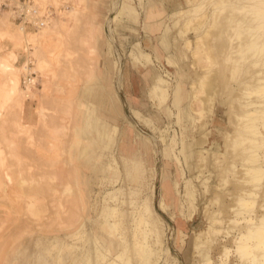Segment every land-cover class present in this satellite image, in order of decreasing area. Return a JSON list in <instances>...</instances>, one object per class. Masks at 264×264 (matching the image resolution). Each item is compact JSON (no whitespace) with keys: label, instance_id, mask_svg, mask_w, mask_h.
<instances>
[{"label":"rangeland","instance_id":"1","mask_svg":"<svg viewBox=\"0 0 264 264\" xmlns=\"http://www.w3.org/2000/svg\"><path fill=\"white\" fill-rule=\"evenodd\" d=\"M121 1L127 2V5H121ZM160 1L170 4L172 12L174 11L173 7L178 3H182L186 10H190V8L186 7V2L188 0ZM198 1L199 0L191 1L193 2L191 4H196ZM211 1L213 2L214 0L207 2ZM113 2L116 9L120 6L121 16L125 17L128 22H130V12L140 13L142 3L152 4L151 0H148V3H146V0H113ZM135 2L136 4L134 6L133 3ZM36 4L40 11L52 8L55 13L54 17L49 19L45 26L40 29L37 40L61 39L63 40V45L58 48H53L47 62H37V65L35 64V72H41L40 74L44 77L51 76L54 82L57 80V75H61L63 76V81L65 83L69 85L74 84L77 82L74 75L81 67V63L78 61V53L72 46V41L73 39H76L77 33L56 30L58 26L57 23L65 16L63 12L59 11V6L61 4L58 0H45V2L43 0H37ZM198 4H200V2H198ZM203 6L207 8L206 4L199 6V10L203 8L201 11L198 10L199 14H197V9L195 10V14H191L194 11L189 12L193 15L190 16L191 18L189 17L190 14H188L189 18L185 15V19L184 17L180 18L179 16H174V18L170 14L165 22L167 24L165 28L171 31L170 34L168 31V35L171 36V38L173 37L174 45L175 47H178L175 48L179 53L178 58L181 59L184 70H186V81L188 84L184 88L182 87L183 101L180 105L175 107L173 101L169 100L172 85L171 81L168 79L164 78L163 80L166 83L159 84V86H161L160 88H163L162 92L161 89H159L160 91H158V88L156 89L158 83L155 84L151 93L153 92L152 95L156 98L159 97V105H165V114L160 119V127L157 132H149L147 129L143 130V151L135 158H125L121 156V134L119 129L116 128L112 130L110 143L106 145V150L102 147L103 143H101L102 148H99L98 140H103V135H96L97 139L95 142L97 146L91 169L93 173L89 176L90 190L79 191L73 178L71 179L68 176L67 179H65V177L61 180L60 178L57 179L56 176L45 173L46 171H49L47 167L36 166L31 162V156L33 154L36 153L37 155H41V153H44L45 144L34 142L30 133L24 130L21 120L19 121L18 118L19 109L15 103L16 95L7 96V93L10 92L12 86L10 85V87L7 83L0 84V151L2 152V154L0 152V175L2 172L7 171V162L9 160L8 158H10V160L13 161L12 164H14L10 169L15 171V176L18 177V180H20L21 183L23 181L22 185L25 188L27 187L25 190H17L13 192L15 198V200L11 202L13 205L6 207L0 206V211L8 212L11 218L10 222L0 221V264H78L80 257L76 247L77 245H84L87 251L91 250L93 245V251L91 250V253L93 254V252L96 251L94 255L98 256V252L104 250L105 246L103 245V242L107 243L112 250H114L113 247H115L116 251H119L120 253L122 249L126 247V243L128 244L127 246L129 250L127 249L124 253L120 264H123L122 262H125L127 259H130L128 261L131 262L125 264H187L188 262L189 264L190 262L191 264H196L199 250L194 249L192 244L193 241L198 238L197 235H201L200 232L207 233L209 230L210 233L203 235V242L210 243L211 241H214L211 246L215 245L214 247H218L219 249L221 248L220 243L231 238V235L225 236L224 234L228 228L227 224L215 223L216 225H212L209 217L211 215L210 213L217 211L219 207V202L216 203L214 201V196L224 194L225 197L223 200L225 203H228L229 198L227 194L234 192V185L232 182H229V180L231 181L232 179V173L230 171H223L222 174L221 170L224 169L223 166H225L228 161L233 160L232 157L234 151L232 148L225 149L227 154H230L231 156L229 158L225 157L221 152L217 156V159H215L216 161L213 162L215 163V169H213L214 172H212V175H208L206 171L207 166L204 165L203 169L202 167L200 169L201 163L196 156V152L199 149H196L195 144L197 139L200 137L202 138L204 134H207L208 136H205V139L208 143L204 146L205 148L208 146L213 149L219 143L223 145L220 134L216 129H224L227 133L233 131V126L229 124L228 114V111L230 112L228 108L232 105L229 104L228 96L221 95V91L217 93V88L216 94L212 99V107H210L211 105L206 106V93L202 90V87H199V85L195 89V92L197 91V93H194L193 91L194 97L191 100L189 99L191 84L197 79L196 75H202L203 77L206 74L205 70L208 71L207 68L209 65L210 70H213L211 69L212 60H209L212 57L208 59L203 51L204 47L201 46L204 39L199 41L200 43L197 47L192 44L188 49L185 47L186 45H183L187 40L197 41V35H201L200 37L202 38V33L209 30L206 29V26L202 29L200 27L203 26L198 27L196 25L198 21L200 22L206 15L212 13L211 10L209 11L207 8V11ZM201 12L202 16L200 15ZM241 12L243 14L245 13L244 15H246V17L251 15V13L249 14L248 12V15L245 11L235 12L234 14L237 18H241V16H244ZM7 16L4 17L3 20L1 19L3 22L0 21V41L9 38L12 40L17 39V35L15 37L14 34L20 33L18 27L21 26L23 29V25H18V23L12 21L10 16ZM220 16L216 23L213 24V27H215L218 22L220 24L227 23L223 18H220ZM192 17H194L195 20ZM182 18L184 20H182ZM188 19L190 21H188ZM191 19L194 20V22ZM6 20L8 23L5 22ZM74 21L76 23L81 22L79 19ZM183 21L186 22L182 23ZM132 22L137 24V20ZM175 22H177V24L174 25L173 23ZM188 23L190 25L186 26ZM260 23L262 25L264 24V21ZM16 27L17 30H15ZM241 27L244 28L242 25ZM241 27L239 26V29ZM235 29L237 30V28ZM193 30H195L196 33L198 32L197 35ZM236 30L232 31L231 29L228 34L226 33L229 40H227L228 38L225 36V39L223 40L225 41L223 42L225 46H229L232 43L236 45L235 42L238 44L241 41V38H239L240 36L242 37V40L245 38V35L243 37L244 33H241L244 29H240L242 30L241 32L239 30L237 31L241 34L240 36L237 34L236 39ZM15 31L17 33H15ZM44 33H46V35ZM43 34L45 36H43ZM24 38H26L27 41L26 39L23 40L22 37V40L19 39V42L21 44H26L27 42L29 48L32 50V57L36 58L38 53L37 49L39 50L38 47H40L38 41L34 39L33 36ZM232 38H234V40ZM208 39L207 42L209 41ZM32 42L35 46L32 45ZM181 47L182 49H180ZM133 48L134 46H130L129 44L128 58L132 57L136 61L137 59L133 54ZM227 57V54H225L224 58L219 57L214 60L212 68L223 69L222 67H226L228 71L231 70V67L228 66H230L232 62H228ZM227 62L230 64H226ZM3 64H7L11 67L12 71H15L12 63L3 62ZM206 65L207 68L205 69L204 66ZM37 67L41 70L37 69ZM21 72H23V74ZM231 72L232 71L228 72L229 76L227 75V84L231 87H235L236 83L240 81L241 73L235 72L232 74ZM19 73L20 76H28L23 70H19ZM16 81L18 82V84H16L17 88L21 90L27 79L25 78V81H23L24 85L23 83L20 84L19 80ZM172 92L173 94L175 93L173 90ZM5 95L8 98H5ZM262 95L263 94L261 93L260 96ZM222 100L226 101L227 104H220V101L222 102ZM187 105L190 109V115L187 116L188 118L184 115ZM205 106L210 107L209 114L207 113L208 108ZM44 113L47 112L43 111V114ZM191 118L193 121L190 120ZM216 122L218 123L217 125ZM203 124H205L204 128H201ZM126 125L132 126L137 131V128L130 120L125 122L123 126ZM198 126L201 128H199L200 131ZM9 127H11L10 131ZM7 138H9L10 143L14 146L12 154L6 152L7 148L3 143ZM66 146L67 144L65 143L61 150L63 156H65L66 153ZM204 147H201V149L203 150ZM222 149H224L223 146ZM202 153V158L205 157L207 159L208 154L206 151L203 150ZM185 155L189 158H187V161ZM121 157L128 162L123 161ZM196 176H198V178ZM223 176L226 180L228 179L227 182L229 183L224 180ZM206 179H208V182L210 183L208 189L206 185L203 184ZM186 184L192 193L191 195L193 198L195 197L194 210L188 205L189 200L185 193ZM118 190L120 192H118ZM149 191H151V193ZM149 194L151 195L153 213L159 219L158 223L157 220L155 221L150 218L146 219L145 217L143 218V221L141 220L142 217L140 219V217L137 216L139 215L138 209L141 208L140 203H142V200H144L145 197L150 196ZM113 197L115 199H113ZM33 198H36V202L32 200ZM161 198L164 202L163 210L158 208V203ZM211 200L213 201L211 202ZM30 202L38 205L34 204L35 208L30 207ZM15 203L17 204L16 206L14 205ZM117 204L120 206L118 205V207ZM112 209L117 213L115 212L113 215L110 214L112 213ZM230 217L233 218L234 214H230ZM106 222L107 224L115 222L117 224L116 230L112 231L109 229V231H107L108 227L105 224ZM149 222L153 223L154 227L149 226ZM146 231L148 233L150 232V234ZM212 231L213 233H211ZM142 233H146V236ZM156 235L159 240L156 238ZM90 241H94L95 244L93 243L90 245ZM138 243L143 245H138ZM146 247H148L149 251L144 250ZM201 248L203 247L201 246ZM116 251L113 253H117ZM234 251L235 249L232 248L231 252H233V254H231V258L233 262L236 263L239 259V255ZM217 252L213 253L215 259H218L219 256V252ZM124 259L126 260L124 261Z\"/></svg>","mask_w":264,"mask_h":264},{"label":"crops","instance_id":"2","mask_svg":"<svg viewBox=\"0 0 264 264\" xmlns=\"http://www.w3.org/2000/svg\"><path fill=\"white\" fill-rule=\"evenodd\" d=\"M58 1L61 4L59 11L65 16L60 22L57 21L56 30L77 33L76 39L72 41L81 63L74 75L77 82L69 85L61 75H57L54 82L51 76L44 77L34 72L37 60L47 62L53 48L62 46L63 40H37L41 50L39 49L36 59L31 57L33 53L29 45L19 42V48L15 49L16 42L9 38L0 41V63H12L15 71L3 73L4 75L0 73V84L7 83L10 86L13 80H19L21 84L25 78L34 79L36 85L31 88L29 97L22 102L23 114L18 112L21 124L30 133L32 140L45 144L44 153L33 154L31 162L36 166L47 167L49 171L45 173L54 175L57 179H67L68 176L73 178L77 189L86 191L91 188L89 176L93 173L91 169L97 146L96 135H103V140H98L99 148L106 150L112 130L119 129L120 154L125 158L137 157L143 151V130L157 132L166 110L164 104L159 105V97L156 98L151 93L156 80L165 78L171 81L172 90L181 95L178 105L183 101L182 90L188 83L182 77L186 70L178 58L175 50L178 47L172 42L173 37L166 35L170 45L168 49L163 44L165 22L172 13L170 4L160 0H151L152 4L142 3L140 13L130 12L128 22L121 16L120 6L117 9L114 7L113 0ZM120 4L125 6L127 2L121 1ZM135 4L136 2L133 3L134 6ZM149 14L152 17L150 19ZM76 19L81 22L76 23ZM134 20H137V24L132 22ZM41 28L43 27L23 25L24 37L33 36L37 39ZM129 44L139 46L146 58L136 57V61L132 57L128 58ZM11 51L17 54L14 62L7 59V54ZM40 53L43 55L41 59ZM28 60H32L29 63L31 73L27 77L20 76L17 71ZM23 89L24 86L21 90ZM172 90L170 101L175 96ZM43 111L47 113L43 114ZM128 120L135 125L137 131L132 126H123ZM65 143L66 153L63 156L61 150ZM8 159V169L0 175V206L5 207L13 205V192L26 189L15 176V171L10 169L14 164ZM4 174H9L10 184L4 179ZM32 200L36 202V198ZM0 221L10 222V214L0 211Z\"/></svg>","mask_w":264,"mask_h":264},{"label":"bare ground","instance_id":"3","mask_svg":"<svg viewBox=\"0 0 264 264\" xmlns=\"http://www.w3.org/2000/svg\"><path fill=\"white\" fill-rule=\"evenodd\" d=\"M43 1L45 2V0H43ZM191 1H194V0H188L186 2V7L190 8V10L187 9L188 11L183 7L182 3L176 4L175 7H173L174 11L171 13V16L172 17L179 16L181 18V17H184L185 15H187V17H188V14H190L189 12L194 11L191 14H195V12L199 10V6H202L203 4H206L209 11L211 10V12L214 14H212V13L210 15L205 14L206 16L200 22L198 21V23H196V25L198 27L203 26V27H200L202 29L204 28V26L207 27L206 29H209V30L202 33L203 34L202 38L200 37L201 35L200 36L197 35L198 32L196 33V31L193 30V31H195V33L197 35V37L195 36L197 38V41L187 40V41H185V43H183V45H186L185 47H187L188 49H189V46H191L192 44L197 47V45H199V43H200L199 41L201 39L202 40L204 39V41H202L201 46L204 47L203 51L205 53V56L207 55L206 57H208V59L210 57H212L211 59H209L210 61L212 60V63L214 62V60L218 59L219 57L224 58L225 54H227L228 62L231 61L233 64L232 65L229 63L230 66H228V67H231V70H229V71H232L231 72L232 74L235 72L241 73L240 81L238 83H236L235 87H231L227 84V79H228L227 75L229 72L228 69L226 67H222L223 69H221V68L214 69V68H212V63H211V69H213V70H210V65L208 68H207V65L204 66V68L205 69L207 68L208 71L204 69L206 71V74L203 77H202V75L201 76L196 75L197 79L194 81V83L191 84V88H190L191 90L189 89L191 91L189 99L191 100L194 97L193 91H194V93H197V91L195 92L196 87L198 85H199V87H202V90L205 91V93H206V95H205V102L206 103L205 104H206V106L211 105L210 107H212V104H211L212 99L216 94L217 88H218L217 93L219 91H221V93H220L221 95L228 96L229 97V104L232 105L229 108L227 107L228 110H230V112L228 111L229 124L231 126H233V131L230 133L225 132L224 129H221V128L216 129L218 131V133L220 134L221 140L223 141V145H221L219 143L213 149L211 147H208V146L206 148L204 147L208 143V141L205 139V136H208L207 134L206 135L204 134L202 138L200 137L199 139L196 140V144H195L196 149H199L196 152V156L199 159V162L201 163L200 169H201V167L203 169L204 165L207 166L206 171H207L208 175H212V172H214L213 169H215V163H213V162L216 161L215 159H217V156L221 152L223 155H225V157L229 158L231 156H230V154H227L225 149L227 150L229 148H232V150L234 151V155L232 157L233 160L228 161L226 163V165L223 166L224 169H221L222 174H223V171H226V172L230 171L232 173V179H231V181L229 180V182L233 183L234 192L233 193L230 192L229 194H227V196L229 198L228 203H225L223 200L225 197L224 194L214 196V201L216 203L219 202V207H218L217 211L210 213L211 215L209 217L212 225H214L215 223L227 224L228 228H227L226 232H224V234H225V236L231 235V238L228 239L227 241L223 242V243H220L221 248L219 249L218 247H214L215 245L211 246L214 241H211L210 243H206L205 241L203 242V240H204L203 235L210 233L209 230L207 233L206 232L202 233L199 231L201 233V235L200 236L197 235L198 238H196L192 244V247L194 249L199 250L198 251V260H197L196 264H264V24L261 25V23H260V22L264 21V0H216V1L214 0L213 2L212 1L207 2L210 0H205V1L201 0L202 1L201 2L199 0L198 2H200V4H198V2H197L196 4H193V5L191 4V3H193ZM36 3H37V1H36ZM203 7H205V6H203ZM200 8H202V7H200ZM207 8H206V10L208 11ZM201 10H203V8L200 9L199 11H201ZM199 11L197 12V14H199ZM240 11H245V12H247V14L249 12V14L251 13V15L248 14L249 17H246V15H244L245 13L243 14L241 12L244 16H241L242 14L240 13L241 18H237L234 13L240 12ZM191 14L189 15V17L193 16ZM7 15L8 14L1 13L0 21H2L3 18L6 17ZM200 15L202 16V12ZM211 15H212V18H211ZM220 15L223 17H221ZM150 16L151 15L149 14L148 15L149 19L152 18ZM219 16H220V18H223V20L226 21L227 23L226 24L221 23L222 24L221 25L218 22L217 25L215 27H213V24L216 23V21L219 19L218 18ZM237 16H238V14H237ZM242 17H244V18H242ZM185 18L186 17H184V19ZM192 18H194V17H192ZM184 19L182 18V20H184ZM194 20H195V18H194ZM194 20H192V21L194 22ZM188 21H190V20L188 19ZM5 22L8 23L7 20ZM184 22H186V21H183L182 23H184ZM173 24L175 25V24H177V22H175ZM0 25H1V23H0ZM187 25H190V24L188 23V24H186V26ZM241 25L244 26V28H242ZM2 26H4V25H2ZM239 26L241 27L240 29H242V30L244 29V31L240 30ZM11 27H13V26H11ZM212 27H213V29H212ZM14 28H13V30H14ZM18 28H19L20 33H17L15 31V33H17V34H14L15 37L17 35V39L14 40V42H16V45H17V47L15 49L19 48V39L22 40V37H23V40L26 39V38H24L25 33H23L22 27L20 26ZM235 28H237V30H239L240 32L242 31L241 33H244L243 37L245 35V38L243 40H242V37L240 36L241 33L239 34V31H237ZM211 29H212V31H211ZM231 29H232V31H235V30L237 31L235 37L237 39V34H238V36H240L239 38H241V41L240 42L238 41L239 42L238 44H237V42L234 41L236 43V45H234L233 43L230 44V42H231L230 41L229 44L231 46L230 45L225 46L223 43L225 41H223V40L225 39L226 33L228 34ZM15 30H17V27ZM47 30H48V28H47ZM168 31H169V29H166L165 33L163 32L164 33L163 44L167 49L170 46L168 43L169 40L167 41V39H166V35L168 34ZM170 32L171 31H169V34H170ZM46 33H44V34L46 35ZM44 34H43V36H45ZM207 39L209 40L208 42H207ZM232 39L234 40V38H232ZM227 40H229V38ZM26 41H27V39H26ZM30 41H33V40H30ZM172 42L174 43V41H172ZM26 44H27V42H26ZM27 45H25V46H27ZM32 45L35 46L33 44V42H32ZM138 47L139 46L135 45L133 48V54L135 55V57L146 58L145 54L143 55ZM180 49H182V47ZM26 50H28V49H26ZM37 51L39 53L38 49H37ZM177 54L179 55V53H177ZM40 55H41V53H40ZM41 56L39 57L40 59L43 58V55H41ZM183 57H184V55H183ZM206 57H205V61H206ZM7 59L10 62H14L17 59V54L15 53V51L9 52L7 54ZM31 61L28 60L26 63H23V65L21 66V69H20V70H23L28 75L31 73V69L29 68V63H31ZM37 61L39 62L40 60H37ZM180 61H181V59H180ZM197 62H198V60H197ZM228 62L226 64H228ZM33 63H34V61H33ZM40 63H43V60ZM207 63H209V62H207ZM205 64H206V62H205ZM246 64H248V65H246ZM35 68H36V66H35ZM37 69H39V68L37 67ZM39 70H41V69H39ZM9 71H12L10 66H8L7 64L0 63V73L3 74V73H7ZM17 72H19V71H17ZM21 73L23 74V72H21ZM182 77H183V79L187 78L186 74H183ZM156 81L158 82V85H157L158 87L156 86V89L158 88V91H160L159 89H161L160 88L161 86H159V84H162L165 81L163 79H158ZM157 82H156V84H157ZM34 83H35L34 79H27V81L25 82V85H24L25 86L24 89L20 90L16 86V84H18V82L16 80H13L10 82L12 89L10 90V92L7 93L8 94L7 96L9 97L11 95L12 96L16 95L15 103L18 106L19 113L21 115L23 114L22 113V107H23L22 102H23L24 98H26L28 96V94L30 93L31 88L36 85V84L34 85ZM162 89H161V92H162ZM199 90H201V89H199ZM261 93L263 94L262 96H260ZM175 94L177 95V94H179V92L176 91ZM176 95L174 96V99H173V105L175 107L179 104V100L181 99V95H177V96ZM7 96L5 95V98H8ZM11 100H9V101H11ZM6 101H8V100H6ZM207 104H209V105H207ZM220 104H227V103H226V101L222 100V102L220 101ZM130 105H131V103H130ZM205 107H204V110H205ZM210 107H206V108H208V112H207L208 114L210 111L209 110ZM218 111H219V109H218ZM205 112H206V110H205ZM24 114H25V112H24ZM208 114H207V116H208ZM184 115H185V117L190 115V109H189L188 105L185 108ZM190 120H192V118ZM19 121H20V118H19ZM218 123L220 124L219 121H218ZM218 123L216 122V125ZM204 125L205 124H203V126L201 128H204ZM199 126H198V129L200 128ZM200 129H199V131H200ZM3 143H4V145H6L5 146L7 148L6 151H8L9 154H12L14 151V146L10 143V141L6 140ZM0 144H1V142H0ZM222 146L224 149H222ZM201 147L205 148V149L203 148V150H205L206 153L208 154L207 159L205 157L202 158L201 155H203V153H202L203 150L201 149ZM1 154H2V152H1ZM186 155H188V154H186ZM186 155H185V159L187 161L189 158L186 157ZM188 156H190V155H188ZM191 156H193V155H191ZM121 159L123 160V157H121ZM123 161L128 162L126 159H124ZM204 161H205V163H204ZM8 175L5 174L4 179L9 183L11 178ZM196 177L198 178V176H196ZM224 180L227 182L228 179L226 180V178L224 177ZM229 182H227V183H229ZM22 183H23V181H22ZM203 184L206 185L207 189L210 186L208 179H206L203 182ZM193 189H194V187H193ZM112 191H114V190H112ZM118 192H120V191L118 190ZM149 192L151 193V191H149ZM207 192H208V190H207ZM185 193H186V196L190 202V203L188 202V205H190L189 207L194 210L195 209V207H194V198L195 197L193 198V196L191 195L192 193L190 192L187 184L185 186ZM113 199H115V198L113 197ZM116 200H117V197H116ZM212 201L213 200H211V202ZM163 203H164L163 199L161 198L160 202L158 203V208L161 210L164 209ZM140 204H141V208L138 209L139 215H137V216H139L140 219L142 217L141 220H143V218L145 217L146 219L150 218V219H154L155 221L157 220V223H158L159 219L156 217V215H154L153 210H152L151 195L148 197H145L144 200H142V203H140ZM118 205L119 204H117V206ZM131 205H129V206H131ZM29 206L34 207V204L32 202H30ZM204 208H206V207H204ZM116 210H118V209H116ZM204 211H205V209H204ZM111 212L112 213H110V214L113 215V213H115L116 211L112 209ZM205 213H207V212H205ZM230 214H234V217L231 218ZM112 215H109V216H112ZM125 218H128V217H125ZM137 220H138V218H137ZM105 224L108 227L107 231H109V229L112 231L116 230L117 224L115 222L114 223H108V224L106 222ZM149 226L154 227L153 223H150V222H149ZM160 226H158V227H160ZM143 231H145V230H143ZM151 233H152V231H151ZM211 233H213V231ZM129 234H130V232H129ZM142 234L145 235L146 233H142ZM148 234H150V232ZM156 238H157V235H156ZM144 239H145V237H144ZM128 241H129V239H128ZM90 242H91V244L89 243L90 245H92L93 243L95 244L94 241H90ZM103 245L105 246L104 250H101L98 252L99 253L98 256L100 255L99 258H98V256L94 255V253L96 251L93 252V254L91 253V250L93 249V245H92L91 250H88V251H87V249H85L84 245H82V244L77 245L76 247L78 249V254L80 257L78 264H98V263H101V264H120V262L122 261V257L124 256V253L127 251V249L129 250L127 243H126V247H124V249H122V247H121V249H122L121 253L119 251H116L115 247H113L114 250L110 249V246L105 242H103ZM138 245L142 246L143 244L138 243ZM201 246L203 248H201ZM232 248H234L235 249L234 252L237 255H239V259H238V261L236 260L237 261L236 263H234L232 258H231V254H233V252H231ZM144 250L145 251L148 250V247L144 248ZM114 251H116L117 253L114 254L113 253ZM214 252L218 253V255H219L218 259H215L213 257ZM125 260L126 259H124V261ZM128 260H130V259H127L125 262H122V263L125 264V263L131 262ZM187 264H189V262ZM190 264H191V262H190Z\"/></svg>","mask_w":264,"mask_h":264},{"label":"built area","instance_id":"4","mask_svg":"<svg viewBox=\"0 0 264 264\" xmlns=\"http://www.w3.org/2000/svg\"><path fill=\"white\" fill-rule=\"evenodd\" d=\"M35 1L37 0H0V13L6 12L12 21L21 25L44 27L54 17V10L47 8L40 11Z\"/></svg>","mask_w":264,"mask_h":264}]
</instances>
